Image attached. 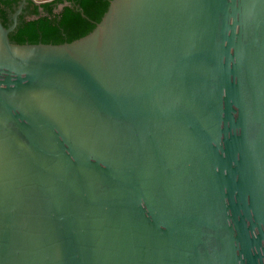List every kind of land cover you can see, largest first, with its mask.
Instances as JSON below:
<instances>
[{
  "label": "water",
  "instance_id": "95a60500",
  "mask_svg": "<svg viewBox=\"0 0 264 264\" xmlns=\"http://www.w3.org/2000/svg\"><path fill=\"white\" fill-rule=\"evenodd\" d=\"M29 1L0 21V264H264V0H110L14 44Z\"/></svg>",
  "mask_w": 264,
  "mask_h": 264
},
{
  "label": "trees",
  "instance_id": "16d2710c",
  "mask_svg": "<svg viewBox=\"0 0 264 264\" xmlns=\"http://www.w3.org/2000/svg\"><path fill=\"white\" fill-rule=\"evenodd\" d=\"M110 0H53L36 6L27 2L17 19V27L9 34L10 42L23 44L61 45L89 34L107 11ZM21 0H0V21L11 25L10 16ZM69 3L56 13L59 5ZM27 17H36L27 20Z\"/></svg>",
  "mask_w": 264,
  "mask_h": 264
},
{
  "label": "flooded vegetation",
  "instance_id": "af4514ba",
  "mask_svg": "<svg viewBox=\"0 0 264 264\" xmlns=\"http://www.w3.org/2000/svg\"><path fill=\"white\" fill-rule=\"evenodd\" d=\"M24 13H25V17L27 18V20H29V18H31V17H32V16H31V17H30V16H29V17H27V16H26V12H25V11H24ZM17 19H18V17H17ZM10 21H11V20H10ZM11 23H12V21H11Z\"/></svg>",
  "mask_w": 264,
  "mask_h": 264
}]
</instances>
